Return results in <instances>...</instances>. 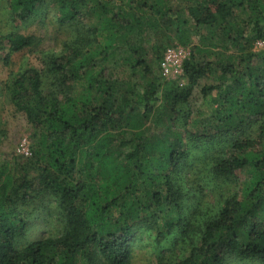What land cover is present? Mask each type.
<instances>
[{
	"label": "trees",
	"instance_id": "16d2710c",
	"mask_svg": "<svg viewBox=\"0 0 264 264\" xmlns=\"http://www.w3.org/2000/svg\"><path fill=\"white\" fill-rule=\"evenodd\" d=\"M43 2L7 0L19 23ZM181 2L55 0L59 25L75 27V39L59 55L44 53L43 70L26 69L5 84L35 145L28 163L0 166V264H131L144 226L157 232L158 245L190 246L185 258L156 264L264 263V0ZM83 19L86 32L78 29ZM164 26L175 27L186 47L192 34L204 35L184 63L186 85L165 90L163 56L178 45L168 37L151 46L159 74L146 52ZM257 43L263 49L256 51ZM36 44L34 36L0 35L5 65ZM209 47L219 60H205ZM213 68L221 82L202 92H216V108L193 119L183 108ZM179 125L190 129L188 141ZM253 126L255 135L233 138L211 159L213 177L233 180L237 190L195 228L182 182L185 172L208 163L197 154L215 135L206 129L234 137ZM40 206L60 227L21 246L30 218L23 211Z\"/></svg>",
	"mask_w": 264,
	"mask_h": 264
},
{
	"label": "rangeland",
	"instance_id": "374dc122",
	"mask_svg": "<svg viewBox=\"0 0 264 264\" xmlns=\"http://www.w3.org/2000/svg\"><path fill=\"white\" fill-rule=\"evenodd\" d=\"M171 3L177 7L182 5L181 0H171ZM54 5L55 0H44L38 14L26 23H19L12 16L8 8L7 0H0V35L18 34L22 36H34L37 39V44L34 48L11 55L10 64L8 66L5 65V56L8 54V51L5 50L0 52V166L7 162H19L23 165L28 163L31 157L19 155L18 148L22 143H25L26 147L32 153L35 145L34 131L28 123L25 115L17 112L10 102L6 93L5 84L13 75L26 69L37 68L43 70V54L47 52L57 55L61 54L64 50V45L71 40H74L77 35L75 27L67 28L59 25L58 18L60 13ZM182 18H186L185 12ZM88 24L89 21L86 19L80 21L78 25L79 31L86 32ZM163 32V36H160L157 39L155 38L156 40L154 41L150 39L146 45V52L149 55V61L155 74H159V72L161 73V67L159 72L156 71L155 56L151 49V46H153L154 43H166L167 38L170 37L173 45L183 46L190 51V48L197 45L199 40L204 36L202 33L199 36L192 34L193 37L189 39L190 45L186 47L179 41V36L176 35L175 27L164 26ZM189 34L190 32L187 33V35ZM204 34L209 37L210 32L206 30ZM216 42L218 43V41ZM261 49H263V43H257L256 51ZM208 51H210V54H208L209 57L207 59H205V57H198V59L210 61L219 60V51L210 47L208 48ZM121 70L122 69H119L117 74H122ZM219 76L220 72H217L213 68L211 69V72L199 82V85L194 89L189 99L188 105L183 108L185 114L190 111L193 115L192 118L194 119L196 117H201L202 113L210 112L212 109L216 108L214 102L216 99V92L205 97L202 91L204 88L219 84L221 82ZM159 82V84H163L161 88L163 90L172 85H186L184 75L174 81L161 80ZM179 127L182 133H186V141H188L189 137L187 132H189L190 129L187 128L184 130L181 125H179ZM207 132L215 135H213L214 137L210 141L204 140V143L202 144L204 146H198L199 149L197 154L199 156L205 155L208 159V163L205 164L201 162L200 166H197L193 170H189V172L184 171L187 173V177L184 182H182L185 185L186 193L188 195L186 199V204L190 209L188 210V216L193 215L192 224L195 228H199L206 220L214 219L218 214V210L224 198L233 194V192L237 190V183L233 182V180H217L213 177L212 172L210 171L213 165L210 163L211 159L214 156H223L224 153L230 149V146L233 143V138L242 140L245 139L246 136H250L249 134L255 135L256 127L253 126L246 129L243 133H239L234 137L233 134L219 135L216 134L217 131H207L206 129V133ZM187 145L190 144L187 142ZM35 175V172H32L30 177H35ZM239 176L242 179H245L246 177L245 174H239ZM43 205L47 206L48 203L45 202ZM42 207L40 206L35 210L26 208L23 211L24 215H29L30 218L28 235L21 241V246L47 237L52 231L54 232L60 227L54 218L48 217L49 212L44 208L42 209ZM54 209L55 208H53V210ZM140 233L141 236L135 241L131 264H156L159 257L166 258L170 261H179L188 256L190 250V246L188 245L177 244L173 247L169 242L164 243L162 246L158 245L155 242L157 232L149 229L148 226L142 227ZM172 243H174V240ZM229 264L264 263H233L232 261L231 263L229 262Z\"/></svg>",
	"mask_w": 264,
	"mask_h": 264
},
{
	"label": "built area",
	"instance_id": "2783aa9c",
	"mask_svg": "<svg viewBox=\"0 0 264 264\" xmlns=\"http://www.w3.org/2000/svg\"><path fill=\"white\" fill-rule=\"evenodd\" d=\"M190 57V51L182 46H173L166 49L161 64L162 77L166 80H176L184 75V63ZM18 154L31 157L32 153L22 143Z\"/></svg>",
	"mask_w": 264,
	"mask_h": 264
}]
</instances>
